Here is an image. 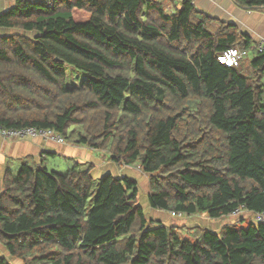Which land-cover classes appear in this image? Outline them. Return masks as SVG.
I'll list each match as a JSON object with an SVG mask.
<instances>
[{
	"label": "trees",
	"instance_id": "16d2710c",
	"mask_svg": "<svg viewBox=\"0 0 264 264\" xmlns=\"http://www.w3.org/2000/svg\"><path fill=\"white\" fill-rule=\"evenodd\" d=\"M210 22L192 0L173 11L161 0H15L0 13L15 30L0 35V125L52 128L139 164L157 209L264 211V53L249 75L221 63L225 49L255 44ZM67 65L89 80L68 85ZM41 160L0 166V243L22 264H264V223L165 225L147 216L136 178L111 172L87 216L94 165L63 174ZM186 227L195 239L180 236Z\"/></svg>",
	"mask_w": 264,
	"mask_h": 264
},
{
	"label": "crops",
	"instance_id": "0c3cea01",
	"mask_svg": "<svg viewBox=\"0 0 264 264\" xmlns=\"http://www.w3.org/2000/svg\"><path fill=\"white\" fill-rule=\"evenodd\" d=\"M47 1V0H35ZM169 10H175L182 6L183 0H161ZM196 9L209 16L211 22L209 25L213 28L218 27L220 22L233 23L237 25L239 32L250 34L254 44L264 38V9H246L240 7L234 0H192ZM15 1L0 0V13L6 11ZM14 29L0 27V35L14 32ZM43 155V157H42ZM49 156H60L65 160H78V162H92L94 177L104 176L111 172L116 176L129 175L136 178L139 183L143 178L133 170L132 165L117 164L110 159V154L101 150L93 149L85 145L75 143L55 142L51 139L37 137L28 140H8L0 134V166L4 168L9 162H21L24 159L32 158L37 162L47 159ZM46 157V158H45ZM15 161V162H14ZM137 164V163H134ZM17 167H15L16 169ZM64 174V173H63ZM148 179V178H147ZM142 205L150 219L162 222L165 225L205 227L212 231L219 232L225 225L231 221L227 216L221 218H212L207 213H196L193 215L173 216L171 211L154 208L148 201V182L145 198L142 199ZM0 254L12 259L6 251L3 244L0 243ZM19 263V261H18ZM17 263V264H18ZM21 263V261H20Z\"/></svg>",
	"mask_w": 264,
	"mask_h": 264
},
{
	"label": "rangeland",
	"instance_id": "374dc122",
	"mask_svg": "<svg viewBox=\"0 0 264 264\" xmlns=\"http://www.w3.org/2000/svg\"><path fill=\"white\" fill-rule=\"evenodd\" d=\"M259 54H261V52L258 49H255V48L249 49V54L242 60L241 65H240V68L244 74L249 75L252 60L256 56H258ZM66 74H67V79H66L67 84L70 86H72L74 84H80L85 80H89V75L85 71L80 70V69L73 67L71 65L66 66ZM68 143H70V142H68ZM76 162H78V160H65L64 158H62L60 156H49L45 160V165L51 171H56L58 173H66L68 171V169L70 167H72ZM17 163H16L15 167L18 168L20 166ZM81 164H82L83 169H88L93 163L92 162H81ZM132 167H133V170L136 171L141 177L144 176L143 171H142L139 164H133ZM147 178H148V176H147ZM147 178L146 177L143 178L141 180V183H139L140 203L141 204L143 201L142 199L145 198V193L147 190V182H148ZM95 179L96 180H95V184H94V189H93V192L91 193V195L89 197L87 207H86L87 216L89 215V213L92 210V207L94 205L95 198H96L97 192L99 190V186H100L101 176L95 177ZM229 222L232 226H235L237 229H248L250 227V225L253 222H255V218L253 215H244V217H242V219H240V218L239 219H231V221H229ZM178 232L183 239H195L194 234L189 231L188 227L178 229ZM18 261H14V260L10 259L11 264H17ZM18 264H22V262L20 263V261H19Z\"/></svg>",
	"mask_w": 264,
	"mask_h": 264
},
{
	"label": "built area",
	"instance_id": "2783aa9c",
	"mask_svg": "<svg viewBox=\"0 0 264 264\" xmlns=\"http://www.w3.org/2000/svg\"><path fill=\"white\" fill-rule=\"evenodd\" d=\"M15 1V0H9ZM51 5V3H49ZM261 53H264V38L258 40L254 45ZM249 54V49H244L239 46H233L225 49L219 54L218 60L229 67H240L242 60ZM0 134L8 140H28L37 137L51 139L59 143L66 142L65 138L52 128H40L36 126H26L18 128H7L0 125ZM173 216L183 215L182 213L171 211ZM244 215H253L255 222L264 223V211L250 212L245 205L237 207L227 217L231 219H239Z\"/></svg>",
	"mask_w": 264,
	"mask_h": 264
},
{
	"label": "bare ground",
	"instance_id": "6f19581e",
	"mask_svg": "<svg viewBox=\"0 0 264 264\" xmlns=\"http://www.w3.org/2000/svg\"><path fill=\"white\" fill-rule=\"evenodd\" d=\"M17 128V127H16ZM56 142V141H55Z\"/></svg>",
	"mask_w": 264,
	"mask_h": 264
}]
</instances>
